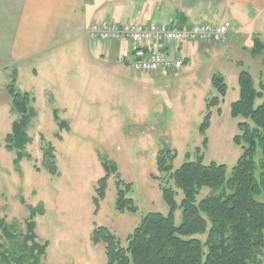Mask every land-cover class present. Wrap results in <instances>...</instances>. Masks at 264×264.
Returning <instances> with one entry per match:
<instances>
[{
	"label": "rangeland",
	"instance_id": "374dc122",
	"mask_svg": "<svg viewBox=\"0 0 264 264\" xmlns=\"http://www.w3.org/2000/svg\"><path fill=\"white\" fill-rule=\"evenodd\" d=\"M99 44L89 40L82 30L79 38L66 47L65 54L55 57L49 71L42 70L41 64L37 66L41 67L37 79L34 66H22L17 85L35 98V118L27 130V157L19 165L17 151H8L5 142L19 115L11 111L6 94H0V253L12 250L3 237V225L21 244L28 208L43 206L44 216L36 219L38 242L48 244L42 264H108L104 246L93 244L91 239L96 226L109 228L126 246L128 236L147 214L169 213L159 184L152 178L160 176L159 151L176 153L175 169L194 161L197 148L204 152L206 163L216 162L228 169L241 155L234 137L239 134L238 123L242 120L232 118L230 112L240 95L238 78L226 76L217 56L200 52L199 43L185 44L188 60L182 76L166 79V75L136 74L122 57L116 60L115 54L108 51L105 58L101 57L99 50L92 48H103ZM88 47L89 53L85 52ZM87 59L91 63L101 61L104 71L98 72L92 66L83 70ZM250 71L257 85L261 79L264 81V68L263 72L259 68ZM212 73L225 75L228 93L220 106L221 113L212 108L210 128L202 134L208 101L217 97L210 82ZM10 77L0 75V93L11 84ZM54 111L67 128L60 129ZM49 145L54 148L57 175H51L45 165L44 150ZM105 162L108 170L103 166ZM107 175L106 197L97 210L96 187ZM117 176L132 184L130 197L138 213L116 210ZM178 194L180 202L182 193ZM208 194L204 190L201 198ZM176 221L181 223V211L176 213Z\"/></svg>",
	"mask_w": 264,
	"mask_h": 264
},
{
	"label": "trees",
	"instance_id": "16d2710c",
	"mask_svg": "<svg viewBox=\"0 0 264 264\" xmlns=\"http://www.w3.org/2000/svg\"><path fill=\"white\" fill-rule=\"evenodd\" d=\"M263 45L255 40V52ZM186 62V61H185ZM129 66V63L127 62ZM239 99L231 105V117L241 119L239 134L234 137L241 155L233 166L216 162L206 163L204 152L197 148V158L180 168H174L177 155L171 150H161L157 156V171L153 176L169 208L168 215L149 213L127 238L123 246L116 234L107 227L95 228L92 242L103 245L108 264H264V81L257 85L248 69H242L238 78ZM212 86L217 97L208 101V113L200 127L205 134L211 125L212 108L220 106L228 93V86L221 74H214ZM12 111L19 115L7 135L6 149L17 151L16 164L27 157L29 144L27 130L35 118V98L20 91L15 83L6 87ZM57 111V110H56ZM54 111V119L61 130L67 123ZM208 140L203 149L206 151ZM45 165L51 175H57L58 166L54 148L44 150ZM103 166L108 170V163ZM109 175L100 179L96 187L94 204L99 210L100 201L106 197ZM116 210L120 213H138L130 197L132 184L119 176L116 179ZM204 190L209 194L201 198ZM178 191L182 193L177 201ZM26 235L22 243L3 225V237L11 243L12 250L0 253V264H42L48 244L41 245L36 234V219L44 216L45 208L29 207ZM182 212L177 224L176 213ZM4 224V222H3ZM2 226V224H0ZM205 238L204 240L201 238ZM16 246V247H15Z\"/></svg>",
	"mask_w": 264,
	"mask_h": 264
},
{
	"label": "crops",
	"instance_id": "0c3cea01",
	"mask_svg": "<svg viewBox=\"0 0 264 264\" xmlns=\"http://www.w3.org/2000/svg\"><path fill=\"white\" fill-rule=\"evenodd\" d=\"M104 22L114 25L172 22L219 25L230 22L232 31L227 39L210 45L199 43L200 52L213 58L217 56L223 72L234 79L239 78L243 68H259L263 72L264 0H0V75H10L11 83L22 91L17 85L22 66H34L33 75L37 79L40 66L49 71L55 57L65 54L66 47L79 38V32L83 30L87 35L91 26ZM256 39L263 45L259 53L254 48ZM96 43L103 48H92L98 49L101 57L105 58L108 51L115 54L116 60L122 57L126 63L129 61L131 46L128 41ZM184 50L185 45H178L171 48L170 53L187 61ZM89 51L90 47L85 50ZM222 54L233 59L223 58ZM86 61L83 70L92 66L98 72L104 71L101 61ZM214 74L209 76L211 84ZM217 74H221L227 84L225 75ZM157 75L173 79L182 76V71H164ZM2 93L6 94V88Z\"/></svg>",
	"mask_w": 264,
	"mask_h": 264
},
{
	"label": "built area",
	"instance_id": "2783aa9c",
	"mask_svg": "<svg viewBox=\"0 0 264 264\" xmlns=\"http://www.w3.org/2000/svg\"><path fill=\"white\" fill-rule=\"evenodd\" d=\"M231 31L230 22L219 25H179L176 22L114 25L104 22L91 26L87 35L91 41L101 43L128 41L131 46L128 63L132 71L155 76L164 71L180 73L183 70L185 59L177 54L171 55V48L185 44L221 43Z\"/></svg>",
	"mask_w": 264,
	"mask_h": 264
}]
</instances>
